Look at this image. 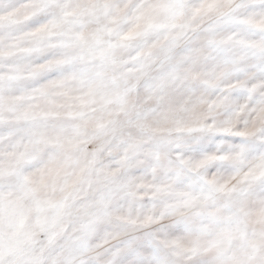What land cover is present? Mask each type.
<instances>
[{"label": "clouds", "instance_id": "1", "mask_svg": "<svg viewBox=\"0 0 264 264\" xmlns=\"http://www.w3.org/2000/svg\"><path fill=\"white\" fill-rule=\"evenodd\" d=\"M0 264H264V0H0Z\"/></svg>", "mask_w": 264, "mask_h": 264}]
</instances>
